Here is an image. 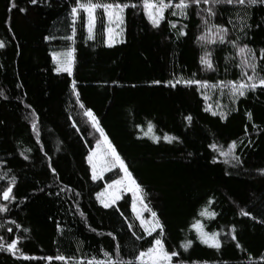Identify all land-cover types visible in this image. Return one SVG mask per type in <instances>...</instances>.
Returning a JSON list of instances; mask_svg holds the SVG:
<instances>
[{
    "label": "trees",
    "instance_id": "obj_1",
    "mask_svg": "<svg viewBox=\"0 0 264 264\" xmlns=\"http://www.w3.org/2000/svg\"><path fill=\"white\" fill-rule=\"evenodd\" d=\"M92 2L129 5L123 42L107 45L102 11L89 39L86 14L72 15L77 0H0V40L6 45L0 49V205L8 209L0 213V264H62L46 259L58 254L86 264L105 259V251L135 261L161 238L144 232L129 194L109 208L99 203L97 195L118 176L92 179L87 158L99 134L87 111L157 213L166 250L178 253L173 264H264V89L249 92L222 119L206 111L198 84L184 83L240 79V59L230 43L205 48L199 40L205 4L190 7L187 19L169 9L153 27L143 0ZM216 11L210 20L229 29L228 39L240 36L257 53L264 49V4ZM238 11L247 12L246 37ZM69 50L72 75L58 72L53 59ZM205 52H211L212 69L201 62ZM233 142L241 159L236 167L220 155ZM13 177L14 198L4 201ZM198 223L209 235L219 233V250L200 241ZM13 240L17 247L8 251ZM187 241L192 244L185 250Z\"/></svg>",
    "mask_w": 264,
    "mask_h": 264
},
{
    "label": "snow or ice",
    "instance_id": "obj_2",
    "mask_svg": "<svg viewBox=\"0 0 264 264\" xmlns=\"http://www.w3.org/2000/svg\"><path fill=\"white\" fill-rule=\"evenodd\" d=\"M78 7L72 8V15L75 17L78 14V9H82L84 12L87 13V20H88V32H89V39L93 38V28L96 22V16L94 13L96 9L103 8L104 13L107 15L109 22H117L122 24L123 23V13L126 8L129 7L128 4H100V3H93L92 0H87L86 3H80L79 0ZM31 3H37V0H31ZM201 4H207L209 7L207 9H202V11L206 12V15L201 16L203 24L205 27L204 35L199 37L200 41L203 42H210L220 44L230 43L233 48L237 50V55L240 57L239 63L236 65L239 67L241 72V81L240 82H227V84L231 85L230 94L235 101L238 97H243L246 95L248 91H255L257 88L264 89V64H261L260 61H264V49H260L259 53L247 44H241L240 41L242 37L237 36L235 39H228L230 36V31L227 27L223 25H217L215 23L210 22V18H214L217 15L216 7L217 6H233L237 8L247 9L249 6H256L257 4H264V0H143V7L145 10V14L147 15L150 23L153 27H159L161 22L165 20V12L169 9H174L171 11L172 16L180 15L181 17L187 19L188 18V9L193 5L199 7ZM15 3H13L12 7H15ZM131 7L135 8L136 5L133 4ZM24 11V9H21ZM238 18L241 19V27L240 31L244 33L245 37L247 36V32H245L246 28H250L251 26L247 24V12H244V15L241 16L240 12L236 13ZM232 23V21H229ZM172 28H175L176 25L174 23H170ZM186 27V25H185ZM213 31L215 34L213 35ZM114 29L109 28V44L114 39L113 37ZM73 34L74 31H73ZM180 35H186L183 31L180 32ZM67 39H72V37H67ZM5 42L0 40V49L4 48ZM74 51V50H73ZM65 60H58V68L57 71L67 72L69 74L72 73V65L74 63V58L72 55V51H69L65 54ZM53 58L57 59V54L53 53ZM233 59H235L233 57ZM201 62L206 65L208 69H212V61H211V52H205V55L201 57ZM155 83H159L156 81ZM172 87H175V84L169 82ZM176 83H180V81H176ZM185 84L191 85L196 83L198 85H204V82L201 81H184ZM75 81L72 83L73 89H75ZM221 86H225L224 82H222ZM3 93L0 92V96ZM77 98L79 99V93H76ZM207 99V97H206ZM83 108L84 105L81 104ZM207 110V109H206ZM92 121L93 127L99 132L101 139L97 140L96 143V151L93 152L89 157L88 161L92 165V179L96 180L99 179L103 172L106 170H111L113 168H119L123 173L124 176L120 180H115L110 184L108 187L109 189H114L111 193L110 199L108 201H102L105 208L111 207L113 204L116 203L117 200L121 199V193L127 189L133 195L132 200V211L136 214V218L140 220V226L144 229L149 236L152 235L156 229H159V236L161 238H155L154 244L147 248L145 251L139 252V254L135 257L134 260H123V259H113L111 254L108 252H103V256L105 259H97L96 257H92L88 259L86 264H173V257L177 256L178 253L173 251L169 252L166 250L163 237V225L160 223L159 219L157 218V213L152 211L150 207L144 202V195L141 186L136 182L133 178L132 173L129 171L125 161L121 158L119 153L116 150V147L113 146L112 142L109 140L108 136L105 134L104 129L100 126L99 121L96 119L95 115L91 111H87L85 113ZM216 114L215 112L213 113ZM222 118H226L224 113H220ZM248 118L251 119V113H248ZM189 121L192 119L190 116L187 117ZM35 129L36 125H32ZM148 132H153V125L149 123L148 125ZM169 139L171 142V138L165 137ZM154 139L159 142V137H154ZM214 149L216 148L215 145L212 146ZM237 147L236 143L233 142L229 147L228 151L220 150V155L225 157V163H232L233 167L239 166L241 164V159L239 156L235 155L234 149ZM27 159V157H25ZM99 166V167H98ZM55 172V169H53ZM2 178V177H0ZM15 177L12 178V186H8L2 193L3 200L9 201L13 199L12 196L13 186L15 185ZM104 193L98 194V199L103 196ZM139 205V206H138ZM8 211L5 205H0V213ZM150 212L152 220H147L144 218L143 213ZM207 210L201 212V215H205ZM243 215H249L247 212H242ZM81 215H83L81 213ZM210 215L214 216L215 213H211ZM132 225L129 224V228ZM198 229V238L202 243L207 244L209 247L219 250L221 248V242L218 239L219 233H208L203 232L200 230L202 228L199 223L196 225ZM8 231H12L11 228ZM235 229H233V232ZM108 235H112L108 233ZM135 235V233H133ZM141 237L137 236L136 239H140ZM232 239L235 240L236 237L233 235ZM18 241L13 240L11 243L8 244L7 250L14 251L17 247ZM192 242L187 241L183 247L187 250L191 246ZM239 247V245H237ZM0 250H5L0 247ZM25 259H35L25 256ZM49 262L53 259L62 262V264H85L84 260H73V258L66 257L62 254H58L57 256L47 257L46 258Z\"/></svg>",
    "mask_w": 264,
    "mask_h": 264
},
{
    "label": "rangeland",
    "instance_id": "obj_3",
    "mask_svg": "<svg viewBox=\"0 0 264 264\" xmlns=\"http://www.w3.org/2000/svg\"><path fill=\"white\" fill-rule=\"evenodd\" d=\"M201 6H202V4L200 5V7ZM208 7H209V5L205 4V9H207ZM201 8H203V7H201ZM78 10L79 11H83L82 9H78ZM99 11H102L104 13L103 8L96 9V12L94 13V15L96 16V22H95V26L93 28V33L95 31V27H96V23H97V16H98ZM84 13L87 16V13L86 12H84ZM123 15H124V13H123ZM201 15L202 16L206 15V12L201 11ZM105 16H106V20H107V34H106V36H107V45L108 46H110V44H109V33H108V29L109 28L114 29V32H113L114 39H113V41L111 43V46H110V47H112L114 45H117V44L123 42V38H124V27H123L124 17H123V23L120 24V23H117L115 21L109 22L108 17H107L106 14H105ZM210 22H211V20H210ZM205 27L206 26L202 22V28H203L202 35H204V33H205ZM87 32H88V20H87ZM88 34H89V32H88ZM214 34H215V32L213 31V35ZM201 44H203V46L206 48L210 44H215V43H211L210 40H209V42H203V41H201ZM69 51H72V55H73V58H74V52H73V50H69ZM69 51L56 53L57 54V59H54V58L53 59L55 61V64H56L57 68L59 66L58 60H65L66 59L65 54L68 53ZM239 59H240V57H239ZM73 67H74V63L72 65V72H73ZM238 69H239V67H238ZM239 71H240V69H239ZM60 72L61 73H67V72H63V71H60ZM70 75H72V73ZM240 81H241V72H240V79L238 80V82H240ZM221 84H222L221 82H219L217 84H207V83H204L203 86L202 85H199V90L201 92L202 98L204 99L205 107L207 109L206 111L209 112L212 115H214L213 113L215 112L216 114L214 116H219V117H221L220 113H224L225 116H226V118H227L231 112H233V111L236 110L238 101L241 98L246 97L248 95V93L251 92V91L246 92V95L245 96L238 97L235 101H233V98H232V96L230 94L231 85L227 84V82H224V85L225 86L222 87ZM206 97H207V99H206ZM226 118H222V119H226ZM98 134H99V132H98ZM99 139H101L100 134H99V137H97V139H96V143H97V140H99ZM96 143H95L94 149L90 152L89 156L93 152L96 151ZM226 151H228V150H226ZM223 158L226 159L225 157H223ZM87 162H88V164H89V166L91 168V173H92V165L89 163L88 158H87ZM108 174H113V175L118 176L115 180H120L124 176V173L119 168H113L111 170L104 171L103 174H102V176L99 179H96L95 181L103 180L105 178V176L108 175ZM115 180H113V181H115ZM110 184H112V182L109 183V184H107L106 187L104 188V190H102L99 193V194L104 193V195L101 196L98 199L99 203L103 207H104V204H103L102 201H108L110 199L111 193L114 191V189H109L108 186ZM126 194H129L131 196L132 200H133L132 193L130 191H127V189H125L121 193V197L123 198ZM97 198H98V195H97ZM121 199L117 200L116 203L113 204L112 206L116 205ZM144 202H145V204H147L146 201H145V197H144ZM143 215H144V218L145 219L152 220V217H151V213L150 212H145V213H143ZM135 216H136V214H135ZM139 222H140V220H139ZM158 232H160V230L159 229H156V231H154L152 234H155V233H158Z\"/></svg>",
    "mask_w": 264,
    "mask_h": 264
}]
</instances>
